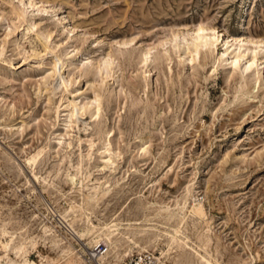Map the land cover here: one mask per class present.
<instances>
[{
  "label": "rangeland",
  "instance_id": "obj_1",
  "mask_svg": "<svg viewBox=\"0 0 264 264\" xmlns=\"http://www.w3.org/2000/svg\"><path fill=\"white\" fill-rule=\"evenodd\" d=\"M199 28L264 42V0H0V264H264V53Z\"/></svg>",
  "mask_w": 264,
  "mask_h": 264
},
{
  "label": "bare ground",
  "instance_id": "obj_2",
  "mask_svg": "<svg viewBox=\"0 0 264 264\" xmlns=\"http://www.w3.org/2000/svg\"><path fill=\"white\" fill-rule=\"evenodd\" d=\"M29 5H31V4H29ZM19 17H21V15ZM194 40H195V42L192 44V50L190 51L193 60L200 56V52L202 50H207V49H209L210 51H212L213 49L218 50L219 45H222L223 47L222 46L221 47L225 48V51L223 52V54L219 55V58H218L219 60L226 59L225 61L229 62V64L233 68H240L242 73L246 74V75L248 73H250L251 71H253V69H256L257 72H259L260 70L262 72L263 63H262V59L260 57V53H264V42H262V41L238 40V39L234 38L233 36L225 34L222 31H219L217 29H204V28H199L194 33ZM243 44L254 46L255 50L253 51V57H251V58L248 57L247 54L242 50ZM233 48L237 49L234 55H232L230 53ZM62 81H63V84L66 83L65 86H67V82L65 80H62ZM67 107L71 110V114H73V116L74 115L81 116V109L78 107V105L76 104L75 101L72 100L71 102H69V105ZM96 111H98V110H96ZM39 154L37 156L33 157V159H32L33 163H35V161L38 159L37 157H39ZM108 162L110 163L111 160H108ZM75 179H76V177L74 176L72 178V180L75 181ZM200 205L201 204L198 203L196 200L192 201L191 204L189 205L188 212L192 213L195 209H199ZM185 218H187V215H185ZM90 224L91 223H89V225ZM115 232H118L117 228L111 230L109 235H107L105 238L100 240L99 241L100 245L105 246L106 249H109V246L112 243V237H113ZM179 234H180L179 230H176V234L168 233V236L170 239L169 243L176 244V243L181 242V243H184V245L186 247H189V245L182 238L179 237ZM82 236H83V234L80 232L73 233V235H72L73 240H80L82 238ZM132 245L139 247V250H140L139 254H142V253L146 254L147 253L145 248L138 246V244L133 242ZM170 246L171 245H168L167 252L163 251L159 258H155V260L158 263L165 262L166 264H168V263L178 264L176 261H173V262L170 261V255H169ZM95 248L91 250L92 253H95L97 251V249H95ZM189 248L192 249L191 247H189ZM192 250L195 251L196 254L200 255L198 250H194V249H192ZM89 255L91 256V254H89ZM200 256H201V259L203 262H205L206 264H212L207 258H205L202 255H200ZM95 257L98 259V261L101 260L100 253H99V255H95ZM17 264H31V263L28 260H23Z\"/></svg>",
  "mask_w": 264,
  "mask_h": 264
},
{
  "label": "built area",
  "instance_id": "obj_3",
  "mask_svg": "<svg viewBox=\"0 0 264 264\" xmlns=\"http://www.w3.org/2000/svg\"><path fill=\"white\" fill-rule=\"evenodd\" d=\"M129 264H159L151 255L140 254L138 257Z\"/></svg>",
  "mask_w": 264,
  "mask_h": 264
}]
</instances>
